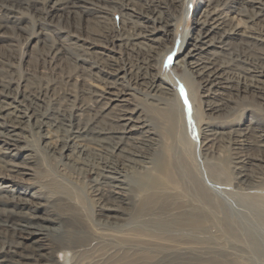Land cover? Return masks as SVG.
Wrapping results in <instances>:
<instances>
[{"label": "bare ground", "instance_id": "bare-ground-1", "mask_svg": "<svg viewBox=\"0 0 264 264\" xmlns=\"http://www.w3.org/2000/svg\"><path fill=\"white\" fill-rule=\"evenodd\" d=\"M183 9L184 0H0V39L13 52L21 32L29 48L24 78H0V264H67L56 257L70 252L72 264H236L192 254L214 228L264 264V0H197L171 79L157 65ZM36 55L76 72L75 112L56 87H34ZM4 60L12 66L14 55ZM56 124L80 141L78 153L111 148L93 198L73 186L60 197L36 189L42 169L23 134L54 153Z\"/></svg>", "mask_w": 264, "mask_h": 264}, {"label": "rangeland", "instance_id": "rangeland-1", "mask_svg": "<svg viewBox=\"0 0 264 264\" xmlns=\"http://www.w3.org/2000/svg\"><path fill=\"white\" fill-rule=\"evenodd\" d=\"M42 2V1H41ZM181 2V0H180ZM197 0H184V9L182 13V22L180 25H178V30L176 33L169 39V41L166 43V48L163 49L160 52V57L157 65L158 71L164 72L165 75L170 76L171 79L175 78L176 74L172 70L173 63L181 58L183 53L185 52L186 46L182 44V38L184 35H186L191 26V13L194 8V5L196 4ZM119 8L115 7V9H112L110 13V23L111 26L114 28L115 31L121 32L120 27V21H119ZM21 37H18L16 41L15 47H13V52L9 51L8 42L0 39V59L4 62H0V68L2 71H0V78L6 79V78H13L14 80L18 81L21 80L25 71V67L23 65V58L25 56V51L29 52V48L26 45V42L24 41V34L19 32ZM117 42V41H113ZM9 54L14 55V64L12 66H9L5 63L4 58H7ZM20 55L22 57V60L18 64V59L20 58ZM68 66H62V67H52L49 66L47 63L42 62V60L36 56L33 57L32 61V67L30 70V77L33 80V85L36 88H42L44 91H49L51 87H56L55 89L59 91L60 98L62 100V105H64V109L66 111V114L73 113L76 111L77 105L79 103V90L80 85L79 80L75 81L76 72L73 69L67 68ZM168 68V69H167ZM167 70V71H166ZM172 71V72H170ZM172 75V76H171ZM169 77V78H170ZM93 81H89V84ZM87 85V82L85 83ZM95 88H102L99 84H94ZM76 95L74 98H69V95L67 93ZM198 92V90H197ZM199 93V92H198ZM185 94L183 96V99L185 98ZM70 99V100H68ZM197 104L199 105V101L196 100ZM189 107L191 109V105L189 104ZM46 112L45 116L52 114L53 111L51 109V105L45 107ZM0 112V116H1ZM50 143H51V149L59 151V148L62 145H67L71 148V152L73 155H70L68 158L60 157L57 152H48L46 150V146H43V143L45 142V138L39 137L37 133H31L30 130H27V132H24V142L21 144L23 146H26V148L31 149L32 155L34 154V167L37 166L38 169H42L40 179L41 181L37 182L36 189L38 187L39 190H41L46 195L49 194L51 196H62L63 194L59 191H68L72 186L76 189L77 196L82 198V193H84L85 197L87 198H93L94 189L93 187H90L91 179L94 177V172L101 167L103 162L106 160L113 161V158L111 153L109 152V146L108 151L107 149H102V154L99 153L98 155H95L92 153V150H90L89 147L85 150L87 153L84 152V154L78 153V147H76L78 144L81 145L80 141L76 138H72V134L70 131L67 132L64 126H57V124L50 128ZM66 130V131H65ZM71 135H70V134ZM49 143V144H50ZM83 143V142H82ZM194 147L198 149L199 147V140L193 141ZM42 146V147H41ZM45 148V149H44ZM56 148V149H55ZM58 148V150H57ZM42 149V150H40ZM106 150V151H105ZM199 150V149H198ZM34 151V152H33ZM105 152V153H104ZM107 152V153H106ZM1 153V152H0ZM67 151L64 152L66 154ZM109 153V155H108ZM81 154V155H80ZM79 155V156H78ZM106 155V156H105ZM109 157H108V156ZM43 156V157H42ZM59 156V157H58ZM0 158L2 160V153L0 154ZM109 158V159H108ZM62 159V160H61ZM20 160V159H17ZM1 163V162H0ZM33 165V164H32ZM4 166V168L2 167ZM131 167V168H130ZM130 167H125V169H128L126 172L127 174L132 173L133 171L131 169L135 168L133 165H130ZM1 171L5 169V172H8L6 169H8L7 163H1L0 164ZM78 171H77V170ZM86 169V170H84ZM88 169V170H87ZM82 170V171H81ZM93 170V171H92ZM27 178V176L25 177ZM35 178V177H34ZM30 179V178H29ZM37 177L32 180L35 181ZM27 181H30L27 179ZM72 182V183H70ZM13 182H8V185H12ZM39 183V185H38ZM42 183V184H40ZM91 183V184H90ZM19 185V184H18ZM21 185V184H20ZM27 184H22L21 187H26ZM19 187V186H18ZM12 189L17 188V184L14 185V187H11ZM37 189V190H38ZM235 190V188L233 189ZM59 192V193H58ZM59 194V195H57ZM61 194V195H60ZM80 195V196H79ZM92 202V201H91ZM93 207V213L95 212V205H92ZM251 216H249L250 218ZM252 218V217H251ZM251 221L252 224H258L255 218H252ZM256 227V226H254ZM212 235L215 237V239L209 241L206 244H202L204 248H200V252H193L192 254L200 255L202 257V260H206L208 258L214 257V256H221L220 258L225 260L226 262H229L231 260H234L236 264H256L255 261L251 260L250 253L246 247V244H244L242 241H233V240H227L223 237L221 232L217 231L215 228L211 231ZM263 235V234H262ZM264 236V235H263ZM95 243V242H94ZM101 245L96 243L95 248L92 249L89 253V258H91L90 261L94 262L96 261L95 258H97L95 255H97L101 249ZM97 249V250H96ZM94 251V252H93ZM70 253H59V256L56 257L61 262H64L67 259H70L67 264H72L73 260H71ZM165 256L168 254H171L170 251L164 252ZM75 255V254H74ZM224 255L226 258H224ZM92 256V257H91ZM164 255H159L157 259L162 258ZM223 257V258H222ZM171 259V258H169ZM228 261H227V260ZM253 261V262H252ZM77 264H83L78 263ZM89 264V263H88Z\"/></svg>", "mask_w": 264, "mask_h": 264}]
</instances>
